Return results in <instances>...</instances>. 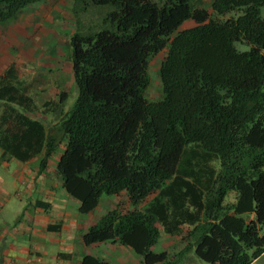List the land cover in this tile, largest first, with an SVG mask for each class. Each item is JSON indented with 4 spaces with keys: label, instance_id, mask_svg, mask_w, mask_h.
<instances>
[{
    "label": "trees",
    "instance_id": "trees-1",
    "mask_svg": "<svg viewBox=\"0 0 264 264\" xmlns=\"http://www.w3.org/2000/svg\"><path fill=\"white\" fill-rule=\"evenodd\" d=\"M39 1L0 0V23ZM88 2L97 19L68 41L74 101L64 108L59 90L40 103L36 79L11 64L0 74V149L19 161L41 154L42 168L62 145L55 171L80 213L126 194L131 207L104 213L86 245L116 240L143 264H177L188 249L250 264L264 251V0ZM163 50L161 97L150 100L149 60ZM185 226L181 250H153ZM78 264L109 262L84 254Z\"/></svg>",
    "mask_w": 264,
    "mask_h": 264
},
{
    "label": "crops",
    "instance_id": "crops-1",
    "mask_svg": "<svg viewBox=\"0 0 264 264\" xmlns=\"http://www.w3.org/2000/svg\"><path fill=\"white\" fill-rule=\"evenodd\" d=\"M76 2L77 0H41L20 9L7 24L0 25V74L11 64L15 65L21 76L24 73L30 74V71L23 73L19 69V33L21 37L28 36L24 31L31 28L33 31L42 30L41 34L48 37L45 47L49 49L46 51L49 53V60L52 56L55 57L52 62H57L56 66H59L62 60L60 40L63 38L54 30V26L55 29L60 26L63 28L68 20V25L72 27L69 30L71 35L76 30L87 32L91 24L77 28V20L73 18ZM67 40L68 38L63 43L64 46L68 44ZM12 48L15 55H5ZM64 55L70 59V46L64 50ZM44 59L47 64L48 59L42 58ZM37 63L42 65L44 62L32 60L33 65ZM40 90H34L40 103L53 98L55 94L51 89ZM160 97L161 95H156L147 98L156 100ZM35 115L46 126L54 123L50 114L37 112ZM62 149L61 145L42 168H39L41 154L28 161H19L8 157L0 149V264H78L84 254L95 255L109 264H143L141 257L133 249L116 240L89 245L83 243L82 233L104 213L112 208L127 209L131 204L121 191L114 195H102L94 209L88 213H80L78 200L63 187L62 180L55 171ZM187 230L188 227L185 226L175 235L162 233L159 238L162 250H166L169 255L181 250L185 243L182 237ZM191 251L193 249L186 252ZM197 259L194 252L186 256L183 254L177 264H197ZM250 264H264V251Z\"/></svg>",
    "mask_w": 264,
    "mask_h": 264
},
{
    "label": "rangeland",
    "instance_id": "rangeland-1",
    "mask_svg": "<svg viewBox=\"0 0 264 264\" xmlns=\"http://www.w3.org/2000/svg\"><path fill=\"white\" fill-rule=\"evenodd\" d=\"M85 1L89 5L87 7L86 12L81 10V7L83 6ZM157 1H160V0H157ZM210 1L211 0H194V4L195 6H198V7H207ZM72 7H73V3H72ZM75 8L76 10H78L79 8L78 22H75L77 24V28L80 26L78 29H81L82 27L89 25L91 22L95 21L98 17L97 13L94 12L95 10L94 7L89 4L88 0H84V1L77 0ZM260 14L261 16L264 17V6L260 7ZM225 17H228V15H225ZM73 18L76 19V16H74V14H73ZM7 21L0 23V25L7 24L9 22ZM67 21L64 23L63 28L62 26H60L59 29H55V26H54V30H56L57 33L60 35V37L63 38L62 40H60L61 41L60 48L62 50L61 59L63 61L59 60L60 61L59 66H56L57 62L56 63L52 62V61H55V57L52 56V58L50 57L51 59L49 60V53L46 52L49 49L45 47L46 46L45 40H47L48 37H45L44 35L41 34L43 33L42 30L40 31L36 29V31H33V29L31 28V30L24 31V33L26 32L28 36H22V37H21V34L19 33V44H20L19 62H21V64L19 63V69L23 73L24 71L26 72L30 71L29 75H27V73H24V76H27L29 79L30 78L36 79L35 85L33 88L36 89L37 91L40 92L41 91L40 89H51L52 91H55V94L53 95L54 99H57L58 96L56 93L59 90H65L66 99L64 101V104H65L64 108H67L72 104V102L75 99V95H76V90L73 86L71 75H70V68H69L70 62L67 58H65V55H64V50L68 48L69 44L64 46L63 43L66 41V38H68L67 41H69V38H70L69 30L72 29V27L70 28V26L68 25L69 22ZM195 24L196 23L192 19H188L182 24L181 28L190 27ZM78 31H81V30H78ZM235 46L239 50L248 49V45L242 42H235ZM14 53H15V50L12 48L10 49L8 53L6 52L5 55H15ZM164 53H165V50L160 51L159 53L152 56L149 60L148 72L150 74L151 81H150L149 87L146 90L147 97H152L156 95L160 96V84L158 80V65ZM42 58L48 59L47 64H45L46 59L42 60ZM32 60L34 61L40 60L41 62H44V63H42V65L41 64L38 65V63L33 65ZM54 67H59V69L55 70ZM56 80L58 82H56ZM103 195L105 196V194ZM230 196L231 194H229V197ZM154 248H155L153 249L154 251H161L162 243L158 241L154 245ZM190 253H193V251L189 253L185 252L184 256ZM197 264H210V263L197 259Z\"/></svg>",
    "mask_w": 264,
    "mask_h": 264
}]
</instances>
